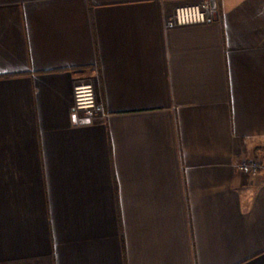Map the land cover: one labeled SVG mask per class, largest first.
I'll list each match as a JSON object with an SVG mask.
<instances>
[{
  "label": "crops",
  "instance_id": "1",
  "mask_svg": "<svg viewBox=\"0 0 264 264\" xmlns=\"http://www.w3.org/2000/svg\"><path fill=\"white\" fill-rule=\"evenodd\" d=\"M197 1L0 0V264H264V0Z\"/></svg>",
  "mask_w": 264,
  "mask_h": 264
},
{
  "label": "built area",
  "instance_id": "2",
  "mask_svg": "<svg viewBox=\"0 0 264 264\" xmlns=\"http://www.w3.org/2000/svg\"><path fill=\"white\" fill-rule=\"evenodd\" d=\"M219 11L213 0H198L196 3L179 6L171 15L163 16L165 30L189 25L207 24L216 20ZM72 114L78 121H91L103 115V107L97 100L95 82L91 77H81L73 86ZM262 167L260 159L243 161L239 165L242 173L256 176Z\"/></svg>",
  "mask_w": 264,
  "mask_h": 264
}]
</instances>
